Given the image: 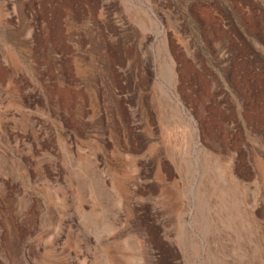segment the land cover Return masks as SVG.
Returning <instances> with one entry per match:
<instances>
[{
    "label": "rangeland",
    "instance_id": "obj_1",
    "mask_svg": "<svg viewBox=\"0 0 264 264\" xmlns=\"http://www.w3.org/2000/svg\"><path fill=\"white\" fill-rule=\"evenodd\" d=\"M0 264H264V0H0Z\"/></svg>",
    "mask_w": 264,
    "mask_h": 264
}]
</instances>
